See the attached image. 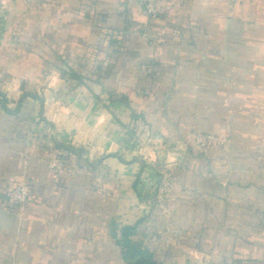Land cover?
<instances>
[{
    "label": "crops",
    "instance_id": "1",
    "mask_svg": "<svg viewBox=\"0 0 264 264\" xmlns=\"http://www.w3.org/2000/svg\"><path fill=\"white\" fill-rule=\"evenodd\" d=\"M0 2V264H264V0Z\"/></svg>",
    "mask_w": 264,
    "mask_h": 264
},
{
    "label": "built area",
    "instance_id": "2",
    "mask_svg": "<svg viewBox=\"0 0 264 264\" xmlns=\"http://www.w3.org/2000/svg\"><path fill=\"white\" fill-rule=\"evenodd\" d=\"M235 3L239 0H230ZM141 13L146 17H155L158 15V4L160 0H137ZM8 5L0 2V24L4 22L6 13L8 11ZM1 31V30H0ZM191 142L199 152H205L209 149L219 148L227 153L231 146V140L228 137H224L217 134L211 133H193ZM160 153L159 159L156 160L157 171H158V185L155 190L154 200L155 205L159 210L166 211V203L168 196L173 191V182L170 171L163 167V153ZM145 155L144 153H142ZM144 161H150V156H143ZM50 167L55 172L62 171L65 169L64 161L61 157L57 156L50 161ZM29 194L28 186L25 181L20 182L12 190L5 194L6 206L9 208L24 207L28 204Z\"/></svg>",
    "mask_w": 264,
    "mask_h": 264
},
{
    "label": "trees",
    "instance_id": "3",
    "mask_svg": "<svg viewBox=\"0 0 264 264\" xmlns=\"http://www.w3.org/2000/svg\"><path fill=\"white\" fill-rule=\"evenodd\" d=\"M69 75L71 76L73 74H71L70 72ZM127 236H128V231L124 233V239H125L123 245L124 255L128 256L129 258L135 259V264H155L152 257L149 256L147 253L144 252L141 253L140 251H136L130 248L126 243Z\"/></svg>",
    "mask_w": 264,
    "mask_h": 264
},
{
    "label": "rangeland",
    "instance_id": "4",
    "mask_svg": "<svg viewBox=\"0 0 264 264\" xmlns=\"http://www.w3.org/2000/svg\"><path fill=\"white\" fill-rule=\"evenodd\" d=\"M46 78H47V77H46ZM49 79H51V78L48 77V80H49ZM44 81H45V78H44ZM50 81H51V80H50ZM48 84H49V82H48ZM50 101H53V99H50ZM50 101H48V102H50ZM221 136H224V137L226 136V137L229 138V136H227V135H221ZM229 139H230V138H229ZM230 140H231V139H230ZM231 145H232V142H231ZM230 148H231V146H230ZM145 149H146V147H143V148H142V150H143L142 153H144V154L147 156V153L145 152ZM229 150H230V149H229ZM223 152H224V151H223ZM228 152H229V151H228ZM228 152H227V153H228ZM142 153H140V157H141V159L143 160V156H145V155H143ZM163 159H164V154H163ZM163 165H164V161H163ZM154 203H155V200H154Z\"/></svg>",
    "mask_w": 264,
    "mask_h": 264
}]
</instances>
